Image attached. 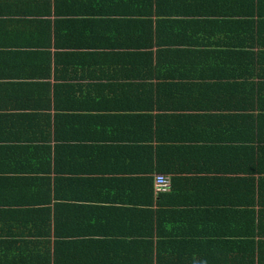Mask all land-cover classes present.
Returning <instances> with one entry per match:
<instances>
[{
    "label": "crops",
    "instance_id": "obj_1",
    "mask_svg": "<svg viewBox=\"0 0 264 264\" xmlns=\"http://www.w3.org/2000/svg\"><path fill=\"white\" fill-rule=\"evenodd\" d=\"M157 1L150 57L121 46L142 43L126 16L149 0H0V264H264V179L231 172L264 166V146L230 118L264 105V76L164 80L264 75V0L230 38L255 41L248 65L219 46L221 19L167 14L243 0Z\"/></svg>",
    "mask_w": 264,
    "mask_h": 264
},
{
    "label": "trees",
    "instance_id": "obj_2",
    "mask_svg": "<svg viewBox=\"0 0 264 264\" xmlns=\"http://www.w3.org/2000/svg\"><path fill=\"white\" fill-rule=\"evenodd\" d=\"M219 3V0H213ZM243 3L241 4V7H238L236 10H225V11H220L219 8H213L212 6L209 5H204L201 6L200 8H188L186 7V9H184V7H180L177 9H171L168 10L167 14L168 16H182V17H190V19H193L196 21L197 18H200L199 16L205 15L207 17H211L212 19H221L219 21L215 20L214 22V26H212V32H214L215 34H219L220 35V39L218 40L219 46H223L225 49H228V54L230 59L232 60L231 54L237 56V55H241V64L242 65H248L249 64V59L248 56H252V53L247 49L248 47H254L256 45V43L254 42H244L241 41L240 46H236L237 45V41L230 39L231 37H235L234 35L238 32L239 29H242L243 31H247L248 27H249V19L255 15H258V17L260 16V10H258V4H255L254 0H243ZM149 4H141L139 6H141L139 8L138 7H134V9L131 8V10L128 12L129 15L126 16L127 17V21L130 24V33L133 35H137L138 31L141 30L142 33V40H140L142 43L138 45V40L134 39L133 41H124L123 45L124 47H127L128 49L133 48V49H145L147 52L143 53V55H148V56H152V52L151 49L153 48V46L155 45H159L161 42L158 43H154V33L155 32L153 30L152 27V20L149 19V17L147 15H151L153 12L155 14H161L160 8L159 7V3L157 0H149L148 2ZM154 3V6L156 8H153L151 6V4ZM240 6V5H239ZM122 11L118 10V13H121ZM127 13V12H126ZM116 15V14H115ZM230 17H235L232 20H226L223 17L225 16H229ZM220 16V18H213V17H217ZM118 20V19H117ZM199 22H206V21H199ZM116 24H120L121 21L118 20L115 22ZM118 28L120 26L116 25ZM133 27H135L134 29H132ZM236 28V31H235ZM254 32V31H253ZM146 33L149 34V36H146ZM156 34V33H155ZM222 35L223 37H225L224 40H222ZM245 37V36H244ZM132 38V37H130ZM139 41V42H140ZM167 43V42H165ZM170 45H180L181 42H168ZM217 44V43H216ZM105 47V45L101 44V45H93L90 46L88 45V47H98V48H102ZM112 47V45H110ZM115 46V45H114ZM120 46V45H118ZM247 47V48H245ZM114 48V47H113ZM112 48V49H113ZM235 48H237L235 50ZM231 50V51H230ZM149 57V59H150ZM235 57V56H234ZM131 62H133L134 65H137V62L133 61L131 59ZM209 71H207L205 73L206 70H199V72H194V71H189V73H168L167 77L164 80H175L177 82H180L181 84H179V86H182L185 90L187 87L184 86H189L190 83H195L196 87H198V91H201V86L206 85L207 81H229V80H238L241 78V81L243 82H247L248 80H244L247 79L248 77H252V76H258L263 78V74L256 72V71H242L240 73H227V72H215L214 67H209ZM147 70H150V68H147ZM202 71H204V73H202ZM236 108V111H238L236 114L232 115L230 118H236V121L239 122V129L246 130L248 128H252L253 130H257V135L256 138L255 136L251 137V138H246L242 140V143H245L247 145H249V141H257L258 145L260 146H264V136L261 134V131H264V105H260V104H243V105H239L237 107H234V109ZM255 111H257L258 113H261L258 115V117H256L255 115H252L250 113H254ZM214 116V115H213ZM210 116V117H213ZM217 117V116H216ZM228 118V116H227ZM232 120V119H230ZM230 122V121H229ZM231 125H234L233 121H231ZM254 133V132H253ZM264 149H259V153L261 154V152H263ZM263 159V160H262ZM262 159H259L258 161H264V155L262 156ZM220 172L222 173H228L226 170H220ZM232 173H238V174H242L243 176H258L259 178L264 179V166H262L261 163L258 164V166L256 168H244V169H240L238 168L237 170H231Z\"/></svg>",
    "mask_w": 264,
    "mask_h": 264
},
{
    "label": "built area",
    "instance_id": "obj_3",
    "mask_svg": "<svg viewBox=\"0 0 264 264\" xmlns=\"http://www.w3.org/2000/svg\"><path fill=\"white\" fill-rule=\"evenodd\" d=\"M154 187L156 192H165L170 187V180L168 176L156 175L154 177Z\"/></svg>",
    "mask_w": 264,
    "mask_h": 264
},
{
    "label": "clouds",
    "instance_id": "obj_4",
    "mask_svg": "<svg viewBox=\"0 0 264 264\" xmlns=\"http://www.w3.org/2000/svg\"><path fill=\"white\" fill-rule=\"evenodd\" d=\"M201 264H203V262H201Z\"/></svg>",
    "mask_w": 264,
    "mask_h": 264
}]
</instances>
